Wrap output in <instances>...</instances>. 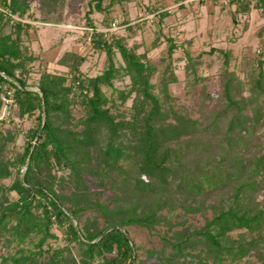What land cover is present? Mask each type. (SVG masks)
<instances>
[{"label": "trees", "instance_id": "1", "mask_svg": "<svg viewBox=\"0 0 264 264\" xmlns=\"http://www.w3.org/2000/svg\"><path fill=\"white\" fill-rule=\"evenodd\" d=\"M132 1L89 0V51L105 55L101 73L86 75L87 55L71 50L56 60L66 70L43 68L31 81L39 59L27 45L31 20L60 23L65 0L34 7L33 0H0V115L12 87V111L32 123L18 150L21 129L12 115L0 119V244L9 250L0 264H137L130 227L160 234L159 248L148 252L155 264H264V24L259 53L246 57L243 76L232 50L205 52L223 56L213 110L207 78L197 74L203 52L186 50L187 84L201 85L195 117L170 90L178 81L174 38L166 39L167 59L154 83L159 69L149 49L130 43L141 25L123 18L126 35L97 30L94 11L108 25L113 11ZM229 3L234 16L257 9L264 18V0ZM168 14L159 15L151 50L163 41L160 22ZM127 77L125 89L115 87ZM130 99L128 114L120 111ZM94 185L112 195L101 199V190L90 191ZM209 198L211 216L200 227L188 225Z\"/></svg>", "mask_w": 264, "mask_h": 264}, {"label": "rangeland", "instance_id": "2", "mask_svg": "<svg viewBox=\"0 0 264 264\" xmlns=\"http://www.w3.org/2000/svg\"><path fill=\"white\" fill-rule=\"evenodd\" d=\"M230 0H185L184 6L179 7L173 0H134L125 6L124 12L121 8L113 11V20L105 25L103 22L104 14L94 11L92 16L97 30L104 32H115L118 34H127L126 26L119 25L121 19L126 18L131 24L141 25L136 28V34L130 39V43L137 42L140 45L139 51L144 52L149 49L148 57L158 67V73L152 78L157 83L160 73L167 59L168 41L167 37H172L178 43V48L174 52L178 81L170 85V90L176 97V104L193 111L194 116L200 115L201 107L200 87H191L187 84L186 69V50L188 49L192 56L196 57L203 52L197 64V74L207 78L208 94L213 97L209 99L207 105L211 110L214 109V99L219 94L220 82L219 71L223 67V56L218 50H232L236 58L232 65L237 64V71L243 76L242 69L247 67L246 57L256 56L259 53L262 42L259 32L262 30L264 18L260 10L254 9L249 14H234L235 5H230ZM38 0H33L32 6L37 5ZM162 3V9L160 8ZM89 0H65L60 8L62 21L60 23H45L33 21L31 18L24 20L30 21L35 28L32 31V40L27 44L31 51L39 56V59L32 64V78L34 81L38 78L39 72L46 68L49 71L62 72L65 67L57 64L56 60L65 51H77L87 55V61L82 69L86 75L95 76L102 72L105 66V55L103 53L89 51L90 32L92 28L85 25V14L89 9ZM157 8V9H156ZM162 11H167L168 16L160 22L163 29V41L159 47L150 49L156 38L159 29V15ZM146 22L145 25L142 23ZM218 49L213 54H207L206 51ZM121 61V59H119ZM130 82L129 78L115 81V87L125 89ZM33 89H36L33 88ZM108 93L111 89L107 90ZM132 100L126 105H120L119 110L127 113ZM14 106V105H13ZM9 108V114L14 118L13 126L21 129V134L17 139V149L21 150L24 142V131L32 124L31 120H21L16 113ZM128 114V113H127ZM7 115V116H8ZM90 179V178H89ZM90 182V180L88 181ZM68 190L70 188L68 187ZM102 191L101 199H107L111 193L109 190L97 189L91 186L90 191ZM109 199V198H108ZM217 199V198H216ZM214 198L205 200L200 211L189 214L188 225L200 227L204 224L205 216H211L212 204ZM197 206V203L193 204ZM89 213V212H88ZM158 232L163 234L165 228L160 227ZM61 236L59 230H56ZM130 238L138 245L137 264H155L156 257H149V250L159 248L160 234H153L147 229L130 227ZM60 239V244L63 243ZM9 250L0 244V257L6 255ZM136 252V251H135ZM77 254V250H74Z\"/></svg>", "mask_w": 264, "mask_h": 264}, {"label": "built area", "instance_id": "3", "mask_svg": "<svg viewBox=\"0 0 264 264\" xmlns=\"http://www.w3.org/2000/svg\"><path fill=\"white\" fill-rule=\"evenodd\" d=\"M3 98L4 107L0 115V119H7V115L9 114V108L15 105L14 89L12 87H6V93L3 95Z\"/></svg>", "mask_w": 264, "mask_h": 264}, {"label": "water", "instance_id": "4", "mask_svg": "<svg viewBox=\"0 0 264 264\" xmlns=\"http://www.w3.org/2000/svg\"><path fill=\"white\" fill-rule=\"evenodd\" d=\"M15 83H18L16 80H14ZM18 85L22 88V89H28L26 86H24L23 84L21 83H18ZM28 167V163L27 165L24 167V169L22 170V173H21V179L24 180V175H25V171ZM107 232V231H106Z\"/></svg>", "mask_w": 264, "mask_h": 264}]
</instances>
